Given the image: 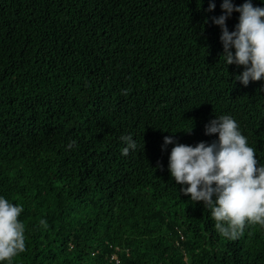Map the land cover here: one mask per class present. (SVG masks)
<instances>
[{"label":"trees","instance_id":"trees-1","mask_svg":"<svg viewBox=\"0 0 264 264\" xmlns=\"http://www.w3.org/2000/svg\"><path fill=\"white\" fill-rule=\"evenodd\" d=\"M222 2L0 0V195L26 226L12 264H264V228L221 237L162 150L211 144L230 114L264 163V79L224 65Z\"/></svg>","mask_w":264,"mask_h":264},{"label":"clouds","instance_id":"clouds-1","mask_svg":"<svg viewBox=\"0 0 264 264\" xmlns=\"http://www.w3.org/2000/svg\"><path fill=\"white\" fill-rule=\"evenodd\" d=\"M220 7L223 14L211 19L221 29L224 65L243 66L235 80L244 86L264 79V7L254 6L252 0L239 6L233 0H223ZM215 8V0H209L208 11ZM233 12L240 14L239 22L229 31L226 21ZM205 134H218V139L192 146L177 143L171 136L164 138L162 150L175 145L168 162L172 179L184 186L181 190L190 195L189 200L202 202L210 211L221 237L236 240L250 226L264 228V163L256 159V149L230 114L216 115L205 126ZM120 140L123 156L139 147L131 134L122 135ZM75 143L72 141L68 147ZM24 211L23 205L0 195V264H12L14 257L26 251V226L18 219ZM39 223L48 227L44 219Z\"/></svg>","mask_w":264,"mask_h":264}]
</instances>
